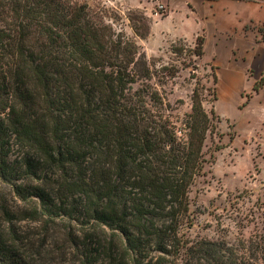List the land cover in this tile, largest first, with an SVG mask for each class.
Listing matches in <instances>:
<instances>
[{"label":"trees","instance_id":"obj_1","mask_svg":"<svg viewBox=\"0 0 264 264\" xmlns=\"http://www.w3.org/2000/svg\"><path fill=\"white\" fill-rule=\"evenodd\" d=\"M150 78L135 40L84 1L0 0V180L28 206L4 214L74 223L81 264H264L263 245L188 239L216 115L203 83L179 116ZM0 264L26 263L0 240Z\"/></svg>","mask_w":264,"mask_h":264},{"label":"rangeland","instance_id":"obj_2","mask_svg":"<svg viewBox=\"0 0 264 264\" xmlns=\"http://www.w3.org/2000/svg\"><path fill=\"white\" fill-rule=\"evenodd\" d=\"M82 1L135 40L148 62L150 86L166 93L176 115L189 111L197 82L209 89L203 105L213 109L215 129L202 148L204 175L197 176L189 188L192 225L185 234L190 242L222 241L240 254L264 257V251L261 255L259 251L264 246V97L253 96L264 83V69L248 67L249 47H236L232 29L220 26L232 21L231 1ZM224 2L227 5L222 7ZM242 10L240 14L250 12L247 7ZM134 27L140 33L147 29L146 36L136 35ZM199 35L203 43L201 55L196 56ZM25 206L0 180L2 244L26 264H81V247H74L68 236L69 228L74 227L77 235L81 230L72 222L68 228L62 220L46 224L12 220L2 210L15 217ZM94 258V264H110L106 257Z\"/></svg>","mask_w":264,"mask_h":264},{"label":"crops","instance_id":"obj_3","mask_svg":"<svg viewBox=\"0 0 264 264\" xmlns=\"http://www.w3.org/2000/svg\"><path fill=\"white\" fill-rule=\"evenodd\" d=\"M218 0L215 2L219 3ZM231 1L230 8L233 11L232 21L229 24L219 22L221 27L225 29H232L234 32V44L236 47H249L247 65L254 69H264V0H229ZM227 2L222 3L225 7ZM247 7L250 9L249 13L240 14L242 9ZM224 10V9H222ZM250 27L245 29V25ZM246 37L247 41L243 38ZM262 37V38H261ZM237 74V72L235 71ZM235 73H233L235 75ZM239 73V71H238ZM236 78H234L235 82ZM252 89V88H250ZM262 94L264 97V83L253 93V96Z\"/></svg>","mask_w":264,"mask_h":264}]
</instances>
